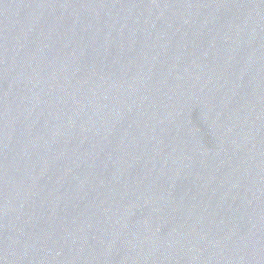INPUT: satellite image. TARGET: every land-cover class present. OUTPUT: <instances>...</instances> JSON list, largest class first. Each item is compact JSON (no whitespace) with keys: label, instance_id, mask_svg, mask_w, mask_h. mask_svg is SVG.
Here are the masks:
<instances>
[{"label":"water","instance_id":"1","mask_svg":"<svg viewBox=\"0 0 264 264\" xmlns=\"http://www.w3.org/2000/svg\"><path fill=\"white\" fill-rule=\"evenodd\" d=\"M0 264H264V0H0Z\"/></svg>","mask_w":264,"mask_h":264}]
</instances>
